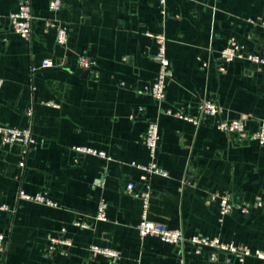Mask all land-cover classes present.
Returning <instances> with one entry per match:
<instances>
[{
    "label": "crops",
    "instance_id": "obj_1",
    "mask_svg": "<svg viewBox=\"0 0 264 264\" xmlns=\"http://www.w3.org/2000/svg\"><path fill=\"white\" fill-rule=\"evenodd\" d=\"M49 1L32 0L25 41L8 20L19 0H0V126L30 127L34 139L24 169L18 168L20 148L0 142V206L10 208L0 210L6 243L0 264H223L222 257L210 262L190 247L182 253L158 238L139 237L144 183L131 164L148 162V118L158 124L157 162L168 174L149 179L148 219L186 238L264 250V146L240 144L215 128L218 119L242 118L249 133L264 122V65L236 60L218 71L230 38L264 57V31L247 22L264 21V0H166L164 16L158 0H62L54 15ZM52 17L66 28L65 46L45 27ZM158 33L166 37L170 62L161 108L196 116L207 99L220 106L218 117L196 127L159 113L149 95L157 64L148 36ZM80 55L94 63L85 77ZM46 58L55 67L41 68ZM76 146L107 158L78 155ZM19 190L46 193L55 206L20 200ZM213 194H227L236 206L222 222ZM100 199L108 204L105 222L94 218ZM257 201L263 207L254 208ZM242 204L251 207L246 215L237 208ZM51 237L72 245L48 255ZM92 246L115 249L120 257L93 255Z\"/></svg>",
    "mask_w": 264,
    "mask_h": 264
},
{
    "label": "built area",
    "instance_id": "obj_2",
    "mask_svg": "<svg viewBox=\"0 0 264 264\" xmlns=\"http://www.w3.org/2000/svg\"><path fill=\"white\" fill-rule=\"evenodd\" d=\"M32 0H19L16 9L8 15V20L11 30L18 35L22 40L28 41L31 36V27L34 20L32 9ZM166 0H158L161 15H165L164 7ZM63 8L62 0H50L48 9L52 15L56 14ZM247 22L253 27L264 31V21H254L247 19ZM45 27L53 29L56 32V44L65 46L66 44V28L59 25L56 18L46 19ZM156 44V51L154 54V61L157 64V71L152 83L149 86V95L153 101L160 107V114L177 118L192 124L193 126H200V124L207 118H216L221 111L220 106L216 105L211 100H201L197 105V115L188 116L180 110L172 108H161L162 103L165 101V88L170 71V62L166 56V37L162 33L148 34ZM220 65L218 71L222 72L223 64L231 63L236 60L245 61L255 65H264V57L255 53H246L243 51V46L240 45L234 38H230L226 46L220 51L218 57ZM78 67L90 73L93 67V62L85 55H80L77 59ZM41 68H53L54 62L51 59H43ZM92 74V73H91ZM142 108L138 109L141 113ZM146 130L143 138L144 146L148 155V162L143 165L132 163L131 165L140 171L139 179L144 183V192L141 195L142 211L141 220L137 225V232L140 238L155 237L161 242L169 244L179 249L180 252H186V247L191 248V253L194 256L206 255L208 261L218 262L222 257L223 264H244L248 258L264 264V250L251 249L246 245H235L231 242H222L219 238L206 237V236H191L186 238L183 232L179 229H169L166 225L151 221L148 219L149 200L151 192L149 188V179L153 176L167 177V172L157 162V148L159 142V129L155 118H148L146 120ZM215 128L229 136L237 138L238 143H254L257 146H264V122H260L256 129L252 132H247L245 128V121L242 118L237 119H218ZM0 142L4 145H17L20 148V161L18 168L24 169L25 157L34 144L30 127L24 129H17L7 126H0ZM76 154L81 156H92L96 158L106 159V153L101 150L88 146H76L72 149ZM134 188L132 182H128L126 190L131 192ZM18 199L32 202L35 204L54 207L55 204L48 198L46 193H37L30 195L22 190L18 191ZM210 199L217 201L218 220L222 222L223 218L231 213L236 208L235 204L230 200L227 194L210 196ZM254 208L263 207V201L255 202ZM108 204L104 199H100L97 205L95 220L100 222L106 221ZM241 214L246 215L250 206L242 204L237 207ZM0 210L9 211L7 206H0ZM74 226L85 228L84 224L74 223ZM61 233H65L62 229ZM50 248L46 251L48 255L55 253V247L60 246L63 248L71 247L72 243L66 238L51 237L49 239ZM6 243L5 236L0 234V253L5 251ZM90 251L93 255H100L112 262H116L120 255L119 252L112 248L92 246Z\"/></svg>",
    "mask_w": 264,
    "mask_h": 264
},
{
    "label": "water",
    "instance_id": "obj_3",
    "mask_svg": "<svg viewBox=\"0 0 264 264\" xmlns=\"http://www.w3.org/2000/svg\"><path fill=\"white\" fill-rule=\"evenodd\" d=\"M87 75V71L83 72V77H85Z\"/></svg>",
    "mask_w": 264,
    "mask_h": 264
}]
</instances>
